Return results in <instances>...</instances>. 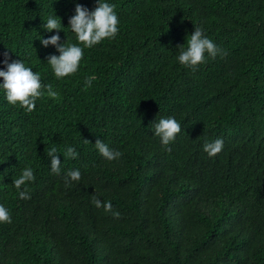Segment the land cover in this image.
<instances>
[{"label":"trees","instance_id":"trees-1","mask_svg":"<svg viewBox=\"0 0 264 264\" xmlns=\"http://www.w3.org/2000/svg\"><path fill=\"white\" fill-rule=\"evenodd\" d=\"M106 2L118 35L57 79L47 58L59 52L40 40L57 31L41 25L61 18V43L77 44L69 18L96 0H0V70L8 53L58 93L45 89L28 113L0 88V205L12 220L0 223V264H264V0ZM194 24L227 52L196 71L177 59ZM168 117L182 129L171 151L154 134ZM97 139L121 157L106 160ZM216 139L223 150L209 157ZM67 147L78 157L65 160ZM26 167L35 181L20 199L13 181ZM70 169L81 180L66 186Z\"/></svg>","mask_w":264,"mask_h":264},{"label":"clouds","instance_id":"clouds-1","mask_svg":"<svg viewBox=\"0 0 264 264\" xmlns=\"http://www.w3.org/2000/svg\"><path fill=\"white\" fill-rule=\"evenodd\" d=\"M115 5L106 0H96L94 10H89L84 5L77 3L75 6V14L69 18V28L75 34L77 44L61 43L59 31L61 30V18L49 17L46 23L41 25L48 32L57 31L47 39H40L41 44L47 48L49 45H54L59 52V55H50L47 58V64L50 65L55 77L63 79L75 74L79 70L80 62L83 59L84 49H91L95 45L100 44L105 39H114L119 32V18L115 12ZM194 32L187 37L185 45L178 46L180 51L177 57L179 63L186 68H191L196 71L198 66L205 62L206 56L215 59L217 55L222 58L227 55V52L218 48L217 45L204 35L202 27L194 24ZM82 45V46H81ZM3 60L6 70H0V78L3 83H0L6 94V100L11 105H19L26 112L31 113L36 108L37 99L43 98L45 89L47 96L57 98L58 93L53 91L52 86L43 85L40 74L34 72L32 68L26 67L22 60H11L8 53L4 54ZM96 77L89 76L85 78V88L92 86V81ZM181 125L174 117L161 118L154 123V134L160 138V142L165 146L167 151L171 148L167 147L173 142L181 132ZM87 141V140H86ZM90 142V141H89ZM95 148L108 161L117 160L122 153L109 148L101 139L95 142ZM224 142L222 139H216L214 142L205 143L203 150L209 157H215L223 150ZM47 157L50 159V167L52 173L60 175L61 160L56 147L47 149ZM64 159H75L78 153L73 147H67L63 152ZM81 172L77 170H68L65 175L66 186L70 185L71 181H80ZM34 171L31 167H26L22 170L18 178L14 179L13 184L18 190L20 199H31L28 190L25 186L28 182H34ZM92 203L95 207H103L106 212H112L114 218L119 219L120 213L113 212L111 201L102 202L93 195ZM11 215L9 211L0 205V223H11Z\"/></svg>","mask_w":264,"mask_h":264}]
</instances>
